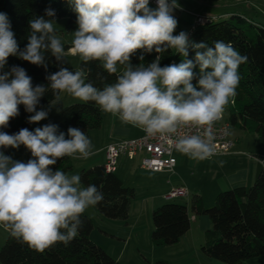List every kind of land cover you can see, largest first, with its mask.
Listing matches in <instances>:
<instances>
[{"label": "clouds", "instance_id": "9594fccd", "mask_svg": "<svg viewBox=\"0 0 264 264\" xmlns=\"http://www.w3.org/2000/svg\"><path fill=\"white\" fill-rule=\"evenodd\" d=\"M76 14L72 53L84 64L99 61L115 83L96 87L86 82L88 70L60 67L46 75L47 85L33 86L32 77L18 65L4 71L10 56L47 72L46 53L58 63L65 48L54 28L55 9L29 21L30 33L23 49L11 30L7 14L0 13V129L7 128L23 105L27 123L38 124L67 93L85 103L94 102L123 124L140 128L148 136L175 137L174 148L191 160L203 161L215 154L213 125L222 119L225 107L234 102L240 83L239 66L248 61L231 42L190 39L186 31L174 34L178 19L177 0H66ZM47 17V19H46ZM174 50L179 63L161 66L162 55ZM190 50L194 53L189 59ZM139 52L138 64L132 57ZM155 53L150 63L146 54ZM118 65L123 66L118 72ZM52 91L48 108L41 98ZM195 129L196 134L180 135ZM67 137V138H66ZM24 146L31 158L14 160L4 149ZM93 145L85 132L69 127L67 133L48 123L34 130L21 128L9 134L0 131V226L10 236L39 253L58 243L69 245L84 226L86 209L104 200L95 185L82 186L79 174L55 168L64 157L88 159ZM221 165L223 162H220Z\"/></svg>", "mask_w": 264, "mask_h": 264}, {"label": "trees", "instance_id": "16d2710c", "mask_svg": "<svg viewBox=\"0 0 264 264\" xmlns=\"http://www.w3.org/2000/svg\"><path fill=\"white\" fill-rule=\"evenodd\" d=\"M51 7L56 11L57 18H66L64 29L66 32L76 30V14L66 0H0V13L7 14L11 23V30L19 47L23 49L27 44L30 33L29 21L44 15V10ZM202 17V16H200ZM204 21L195 24L189 32L190 39L196 42L205 41L210 46L214 41L231 42L241 54L248 56V61L239 66L240 83L234 102H230L225 110L229 112L228 122L246 131L257 133L262 150L264 151V26L257 24L243 13L231 12L217 18L202 17ZM47 19V17H46ZM56 33H62L55 29ZM65 51L71 46L62 42ZM139 52L132 57V63L138 64ZM155 53L146 54L144 62L150 63ZM194 53L189 54V59ZM47 72L42 66L30 64L15 56L8 58L4 71L12 65L23 67L32 77L33 86L47 85L46 75L59 70L58 63L51 53H46ZM181 57L169 50L162 55L161 66L181 62ZM123 66L118 65L121 70ZM80 68L88 70L86 82L91 81L96 87H103V83H115L116 74L109 75L99 61L88 64L79 59L76 71ZM52 91L41 98L39 107H43L53 100ZM20 114L11 119L9 126L2 130L16 133L21 128H30L23 105L19 106ZM53 123L58 125L59 131L67 133V129L75 127L89 136L90 130L100 128L102 114L94 102H82L65 105L36 127ZM35 127V128H36ZM34 128V129H35ZM33 129V130H34ZM67 138V137H66ZM6 155L8 151L4 149ZM31 158L26 150L25 162ZM263 164L259 163L253 182L239 185L219 192L215 196L214 205L205 208L201 196L193 195L190 206L196 215H206L210 221V228L204 232V240L200 252L211 259L224 264H244L247 260L264 256V156ZM68 173L72 170L69 157L58 160L53 166ZM82 186L95 184L103 193L104 200L94 206L97 213L111 220L128 219L129 207L134 197V190L124 186L115 172H108L104 164L82 168L79 171ZM152 231L150 234L153 246H172L190 229V216L185 205L177 203H163L154 208L151 213ZM84 226L77 238L69 245L56 244L51 249L39 253L29 249L27 245L19 243L7 231V237L0 248V264H123L111 257L103 248L90 240L93 229L92 219L85 213L82 216ZM146 264H170L167 260L147 261Z\"/></svg>", "mask_w": 264, "mask_h": 264}, {"label": "rangeland", "instance_id": "374dc122", "mask_svg": "<svg viewBox=\"0 0 264 264\" xmlns=\"http://www.w3.org/2000/svg\"><path fill=\"white\" fill-rule=\"evenodd\" d=\"M177 2L180 7L174 12L175 17L178 19V27L174 34H178L181 30L188 33L189 29L191 30L195 25L196 16L198 14L217 18L224 16L226 13L240 12L248 16L249 19L257 24L264 26V0H177ZM150 6L155 7L153 0H150ZM189 13H192V20L183 17L185 14L187 15ZM65 19L66 18L55 19L54 28L62 31V33L60 32L57 34L62 42L68 41V43L72 44L73 32L75 30L70 32L65 31ZM79 59L80 57L78 54L72 55V52L67 50L65 51L64 61L62 64L60 63V66L67 67L68 69L77 68ZM68 96L69 95L66 93L61 94L59 104L49 111L48 117L65 105H69V103L66 102ZM72 99L73 102L70 104L83 102L77 100V98H74L73 96ZM63 103L68 104L63 105ZM44 108L47 109L48 105ZM104 113L108 124V113ZM224 117L226 119L229 118L228 110L224 111ZM39 123L31 124L29 130H33L39 125ZM104 128L106 127L102 124V129ZM96 130L99 129H95L94 132H96ZM0 131L4 130L0 129ZM230 137L233 141L231 151H235V155L231 156L228 160H216L214 157L203 161H195L179 152H175L174 155L177 161L175 170L179 173L180 177L175 178V175L171 172L163 171L160 173H152L139 170L137 169L138 166H136L137 168H131L130 165L135 163L132 161L128 163L127 167L125 165L121 167L117 173L120 175L123 185L134 190V197L131 200L129 207L128 219L126 221L107 219L98 215L95 207H89L84 213L88 215L93 222L90 240L103 248L111 257L116 258L119 251L122 250L121 241L119 243L118 237L130 238L132 236L136 238V234L132 232V228H138L141 230L140 233L143 231L144 234L147 226L150 228L152 227V210L163 203L185 205L188 209L189 215H191L192 210L190 201L193 195L197 193L201 196L205 208L212 207L214 205L215 196L219 192L227 190L222 187L223 180L234 177V175H240L241 172L245 170L249 160L250 162H254V160L258 161V157L262 158L264 156V151L262 150L261 142L257 133L246 131L237 125H231ZM6 150L14 160L25 162V153L27 149L24 148V146H21L18 150L11 148ZM221 161L223 162L222 165L220 163ZM77 167L78 166L73 165L72 170L68 172V174H79L80 168L77 169ZM175 183L176 185L181 184L187 189V196L165 200L163 198L164 195L171 190V185L175 186ZM251 183L252 182H249V185ZM167 190L169 191L166 192ZM197 216H202V218H205L204 220H209L206 215ZM203 224L201 219H199V221L195 223L193 233L190 234V238L195 244V250H198L199 253L200 246L204 240V232L202 230ZM101 229H106L105 231L109 233V235L102 233L100 231ZM7 234V231L0 226V248L3 245ZM134 240L135 239L128 242L129 245L124 248V254L119 257L121 263L146 264L147 261L154 262L156 260H169L171 264H179L181 260L182 253L178 252L181 247L153 246L150 235L148 241H146V237H143V240L140 241L141 243L139 245L135 244L134 246L131 244L135 243ZM188 254L191 255V252Z\"/></svg>", "mask_w": 264, "mask_h": 264}, {"label": "crops", "instance_id": "0c3cea01", "mask_svg": "<svg viewBox=\"0 0 264 264\" xmlns=\"http://www.w3.org/2000/svg\"><path fill=\"white\" fill-rule=\"evenodd\" d=\"M182 15H184V14H182ZM198 16H202V15L198 14L196 17H198ZM183 17H185L187 19H190V20L193 19L192 13H189L187 15L185 14ZM190 31L191 30L189 29V32ZM189 32H188V34H189ZM65 43H67V44H69L71 46V48L69 49L71 51L72 44L68 43V41H65ZM72 55H74V54L72 53ZM119 71H120V69L118 68V72ZM77 100H79V99H77ZM66 102H68V103H72L73 102V99H72L71 95L68 96V98L66 99ZM68 103H63V105L64 104H68ZM46 105H49V103L46 104ZM46 105H44L43 107H45ZM101 114H102V123H101V126H100L101 129L98 128L99 130H96V132H94V130H90L89 131V136H88L89 139L92 142V145H93L94 155H92L88 159H73V158L69 157V159L71 160V163H72V168H73V165L78 166L77 169H79V168L82 169V168L92 167V166L98 165V164H104V162H105V146L108 143L113 142V141H117L119 139L137 138V137H139L141 135V129L140 128L132 127V125H128V124H123L118 119V117L113 116L110 113H108V115H107L108 116V124H107L105 113L103 111H101ZM102 124L106 128L102 129ZM104 124H107V125H104ZM233 155H235V151H230L229 154H226V155H223V156H217L215 158H216V160H228ZM130 161L135 162V163H132L130 165L131 168H135L136 166H138V168L137 167L136 168L139 169V170L152 172V173H160V172H153V171L142 169L140 167V165H139V161L138 160H128L127 158L120 157V160L118 161L117 170L115 171L116 175L120 179H121V177L117 173L118 170H120L121 167H123L124 165L127 167L128 163ZM134 164H136V165H134ZM176 166H177V161H176V164H175V166H174L172 171H164V172H171L172 174L175 175V178L176 177H180L179 173H177V171L175 170ZM258 166H259V162L257 160H254V162H250V160H249V162H247L245 170L242 171L241 174L238 175V176L234 175V177H231L229 179L223 180L222 187L226 188V189H230V188H233V187L239 186V185L248 186L249 182H253V180L255 178V175H256V172L258 170ZM161 172H163V171H161ZM121 181H122V179H121ZM175 186L176 187H183V185H181V184H177L176 185V183H175ZM175 186L171 185L170 189L175 188ZM169 190H167L166 192H168ZM189 216H190V229L180 238L178 243H176V244H174L172 246H166V247H173V248L174 247H178V248L181 247L178 250V252L182 253L181 260H180L179 264H224V263H222L220 261L208 258V257L204 256L201 252L199 253L198 250H195V244L193 243L192 239L190 238V234L193 233V229L195 227V223L197 221H199V219H201L202 224L204 223L202 225V230H203V232H205V230L210 228V221L208 219L204 220L205 218H202V216L198 217L193 212ZM105 230L106 229H101L100 231L102 233H105L106 235H109V233H107ZM132 230H133L132 232L136 234V238H134L132 236H131L132 239H131V237L130 238H128V237H124V238L118 237L119 243L121 241V249L122 250L119 251L117 257L115 258L116 260L120 261L119 257H121L122 254H124V250H125L124 248L129 245L128 242H130L131 240L135 239L134 240L135 243H131L134 246H135V244L139 245L141 243L140 241L143 240V237H146V241H148L150 232L152 231V227L150 228V227L147 226V229L144 231V234H143V231L140 233L141 230L138 229V228L137 229L132 228ZM113 247H115V246H113ZM159 247H162V246H159ZM153 251H155V250H153ZM160 251H162V250H160ZM190 252H191V255L188 254ZM154 256H158V255H154ZM167 261L169 262V260H167ZM127 264H129V263H127ZM244 264H264V256L257 257V258H252V259L247 260L246 262H244Z\"/></svg>", "mask_w": 264, "mask_h": 264}, {"label": "built area", "instance_id": "2783aa9c", "mask_svg": "<svg viewBox=\"0 0 264 264\" xmlns=\"http://www.w3.org/2000/svg\"><path fill=\"white\" fill-rule=\"evenodd\" d=\"M153 3L155 5V0H153ZM203 21L204 19L198 16L195 24ZM186 133L196 134V130L186 129L179 134ZM213 134L215 154L211 158L229 154L233 147V141L230 137V124L228 119L224 117V113L222 119L214 123ZM174 140V136L161 137L156 135L150 137L141 130V135L137 138L119 139L110 142L105 146L104 168L108 172H115L119 158L123 156L128 160H138L140 167L144 170L153 172L172 171L176 164L174 153L177 152L174 148ZM258 162L263 164V158L259 157ZM187 194L186 188L175 187L164 195V199L172 200L176 197H186Z\"/></svg>", "mask_w": 264, "mask_h": 264}]
</instances>
